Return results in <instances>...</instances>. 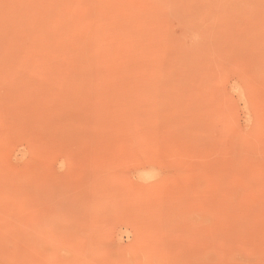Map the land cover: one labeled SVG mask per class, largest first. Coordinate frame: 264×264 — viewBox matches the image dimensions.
Instances as JSON below:
<instances>
[{"label": "rangeland", "instance_id": "obj_1", "mask_svg": "<svg viewBox=\"0 0 264 264\" xmlns=\"http://www.w3.org/2000/svg\"><path fill=\"white\" fill-rule=\"evenodd\" d=\"M0 264H264V0H0Z\"/></svg>", "mask_w": 264, "mask_h": 264}, {"label": "bare ground", "instance_id": "obj_2", "mask_svg": "<svg viewBox=\"0 0 264 264\" xmlns=\"http://www.w3.org/2000/svg\"><path fill=\"white\" fill-rule=\"evenodd\" d=\"M106 31V30H105Z\"/></svg>", "mask_w": 264, "mask_h": 264}]
</instances>
